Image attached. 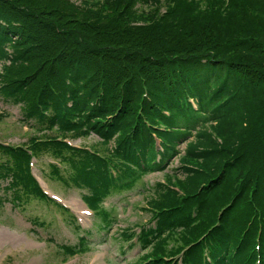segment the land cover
<instances>
[{
	"label": "trees",
	"instance_id": "1",
	"mask_svg": "<svg viewBox=\"0 0 264 264\" xmlns=\"http://www.w3.org/2000/svg\"><path fill=\"white\" fill-rule=\"evenodd\" d=\"M0 63L30 131L0 142L8 197L47 201L29 161L48 154L96 211L64 259L113 227L132 240L104 202L137 191L157 227L133 264H264V0H0Z\"/></svg>",
	"mask_w": 264,
	"mask_h": 264
},
{
	"label": "rangeland",
	"instance_id": "2",
	"mask_svg": "<svg viewBox=\"0 0 264 264\" xmlns=\"http://www.w3.org/2000/svg\"><path fill=\"white\" fill-rule=\"evenodd\" d=\"M100 1L102 0H71L79 8L86 6V2ZM2 65L0 63V70ZM22 109L21 104H5L0 96V142L20 146L27 140L30 131L22 118ZM72 142L74 146H80L81 142L84 143L85 140L84 142L81 140ZM90 142L87 141V143ZM180 147L186 149L187 143L184 142ZM37 157L39 163L36 164L37 168L34 169V174L48 186L52 195H55L57 199L60 198L62 203L65 200L75 218L78 219L80 209L77 202L84 190L75 188L73 185H67V187L66 183L69 181L66 178L57 179L54 177L57 180H52L44 171H48V162L55 164L57 161L48 154H38ZM179 162V158L175 159L173 166ZM167 170L158 171L150 175L147 180L150 184L159 180L163 181ZM2 181L1 179L0 264H133L139 256V247L122 250L120 248L122 242L116 239V235L111 238L117 229V227H113L111 232L103 231L102 236L95 235L90 249L77 256L64 259L60 245L77 244L79 237L84 236L85 232L92 228L93 218L88 227L84 228L86 225L79 222L78 224L74 223L72 217L65 212V210H69L62 206L63 204L58 200L62 205L42 201L35 197L23 198L22 200L26 202H14L13 197L9 198L8 192L1 186ZM151 195L143 198L142 194L133 191L130 194L126 193L123 196H112L106 199L104 206L112 213L116 210L115 215L121 220L120 227L124 228L128 225L135 227L134 231L139 238L138 234L142 231L139 226L152 224L146 222L150 214L145 211L146 203ZM94 221L97 222L98 219L96 218ZM76 225L80 226L82 231L76 230ZM172 245L175 247L176 243H172Z\"/></svg>",
	"mask_w": 264,
	"mask_h": 264
}]
</instances>
